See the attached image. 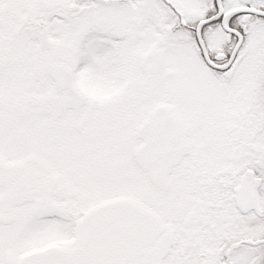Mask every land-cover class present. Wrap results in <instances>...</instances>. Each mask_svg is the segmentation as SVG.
Instances as JSON below:
<instances>
[{
  "label": "snow or ice",
  "instance_id": "6c2138e0",
  "mask_svg": "<svg viewBox=\"0 0 264 264\" xmlns=\"http://www.w3.org/2000/svg\"><path fill=\"white\" fill-rule=\"evenodd\" d=\"M0 264H264V0H0Z\"/></svg>",
  "mask_w": 264,
  "mask_h": 264
}]
</instances>
